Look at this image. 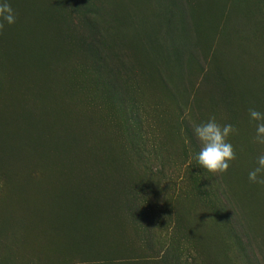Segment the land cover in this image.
Wrapping results in <instances>:
<instances>
[{"label":"rangeland","instance_id":"374dc122","mask_svg":"<svg viewBox=\"0 0 264 264\" xmlns=\"http://www.w3.org/2000/svg\"><path fill=\"white\" fill-rule=\"evenodd\" d=\"M3 2L0 264H264V0Z\"/></svg>","mask_w":264,"mask_h":264},{"label":"clouds","instance_id":"9594fccd","mask_svg":"<svg viewBox=\"0 0 264 264\" xmlns=\"http://www.w3.org/2000/svg\"><path fill=\"white\" fill-rule=\"evenodd\" d=\"M15 22L16 16L11 5L7 2L0 3V31ZM248 114L255 126L253 142L264 145V113L250 108ZM236 131L230 123L221 126L214 116L206 123L193 127L194 135L201 145L197 160L207 173L223 175L228 172L231 162L236 159L235 150L228 142V137ZM248 179L251 183L264 185V154L258 156L257 167L248 173ZM116 264L121 262L117 261Z\"/></svg>","mask_w":264,"mask_h":264}]
</instances>
